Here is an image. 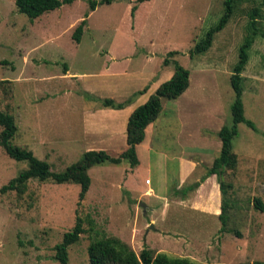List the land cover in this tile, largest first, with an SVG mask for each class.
<instances>
[{"label": "rangeland", "instance_id": "obj_1", "mask_svg": "<svg viewBox=\"0 0 264 264\" xmlns=\"http://www.w3.org/2000/svg\"><path fill=\"white\" fill-rule=\"evenodd\" d=\"M94 1L103 0H75L31 20L15 0H0V81H8L0 84V111L15 120V145L54 173L88 151L114 157L126 148L129 114L171 77L175 63L189 72V87L162 102L136 147L135 169L127 161L89 169L83 201L78 184L50 179L29 181L22 194L0 193V264H59L54 247L76 217L87 233L69 246L68 264H88L95 233L118 238L136 254L148 248L197 264H264V211L255 208L259 200L264 209V3L257 18L262 34L241 74L244 117L256 131L237 126V166L223 177L232 187L226 229L175 201L191 198L219 154L218 132L232 123V68L250 33L248 14L263 0H238L210 49L194 56L190 51L218 22L225 0H107L91 9ZM82 20L76 43L72 34ZM104 99L131 104L112 110L102 108ZM27 167L0 148V189Z\"/></svg>", "mask_w": 264, "mask_h": 264}, {"label": "trees", "instance_id": "obj_2", "mask_svg": "<svg viewBox=\"0 0 264 264\" xmlns=\"http://www.w3.org/2000/svg\"><path fill=\"white\" fill-rule=\"evenodd\" d=\"M75 0H15L17 11L29 19L34 20L45 13L54 11L62 5H69ZM103 0L99 3L106 2ZM145 0H138L143 2ZM238 0H225L224 10L218 22L210 27L203 38H201L190 51V56L204 54L212 45L214 36L220 32L228 23ZM97 2H91V9H94ZM260 6L253 8L249 16L248 37L240 46L238 51L237 63L232 68L230 76V86L234 94L233 102L230 106L231 125L223 126L219 132L220 151L214 159L212 166L207 170L205 177L211 175L216 176L219 186L221 205L218 219L222 225L221 230L226 229L227 225V203L225 196L227 190L231 189L230 184H225L223 177L226 171H233L237 166V158L233 153V140L238 135V124H245L248 128L256 131L255 125L244 117V109L242 103V72L248 62V50L253 43V39L260 35L261 31L258 24L260 18ZM136 8H132L131 13L135 12ZM86 25V20H82L75 28L72 34V40L76 43L80 42L83 29ZM261 33V34H260ZM263 37V36H262ZM173 53H170V55ZM164 64L168 65L167 60ZM1 83H8L1 82ZM189 86V72L180 66L174 64V70L171 77L161 83L155 92L148 99L129 114L126 122L125 141L126 148L117 156H110L105 151H88L82 157L67 167L63 172L54 173L51 171L50 165L42 160L37 159L33 153L25 148H21L13 143V139L17 133V125L12 115L8 112L0 111V148L4 153L15 161H26L27 169L21 171L15 178L11 179L7 185L0 189V193L16 192L22 194L27 188V183L31 180L45 182L51 180L56 184L73 182L80 186L79 201H83L90 187V178L88 171L96 165L110 164L119 165L123 161H127L131 169H135L139 165L137 158L136 147L145 139V130L153 124L160 116L162 111V102L164 100L173 101L178 99ZM146 89L137 92V95H142ZM132 99V98H131ZM131 99L124 102H115L111 99L101 101L102 108L112 110H122L131 104ZM204 178L201 179V182ZM199 184H196L192 189H196ZM255 208L264 211L263 205L259 200H255ZM92 225V221L89 222ZM89 231H92L90 228ZM87 233L83 228V222L79 217H76L75 225L69 232L63 234L62 241L54 247V259L59 264H68V248L77 243L82 234ZM237 233V232H236ZM238 234V233H237ZM88 264H197L187 258L169 257L165 253H154L148 248H144L139 254H136L127 244L115 237L100 236L95 233L94 238L89 243L87 248ZM260 264V263H255Z\"/></svg>", "mask_w": 264, "mask_h": 264}, {"label": "crops", "instance_id": "obj_3", "mask_svg": "<svg viewBox=\"0 0 264 264\" xmlns=\"http://www.w3.org/2000/svg\"><path fill=\"white\" fill-rule=\"evenodd\" d=\"M96 125H98V124H96ZM96 125L94 124V126H96ZM151 127H153V124H151L147 127V129L145 130V133ZM220 146H221V144H220ZM184 177L185 176H182V179ZM203 178H204V180L202 182L201 181L199 182V185L195 189L196 191L191 196V198L189 197V199L185 198L184 200L180 199V200H175V201L177 202L178 206L189 205V207L193 211H196V212L201 213L203 215L213 216L215 218H218V216L220 214V191H219V186H218V183L216 180V176L211 175L209 177H203ZM182 179H181V181H183ZM145 184H146V182H145ZM146 185H150V183L146 184Z\"/></svg>", "mask_w": 264, "mask_h": 264}, {"label": "water", "instance_id": "obj_4", "mask_svg": "<svg viewBox=\"0 0 264 264\" xmlns=\"http://www.w3.org/2000/svg\"><path fill=\"white\" fill-rule=\"evenodd\" d=\"M140 206H141L142 208H145V205H144V204H140Z\"/></svg>", "mask_w": 264, "mask_h": 264}, {"label": "built area", "instance_id": "obj_5", "mask_svg": "<svg viewBox=\"0 0 264 264\" xmlns=\"http://www.w3.org/2000/svg\"><path fill=\"white\" fill-rule=\"evenodd\" d=\"M146 184H149V182H148V181H146Z\"/></svg>", "mask_w": 264, "mask_h": 264}]
</instances>
